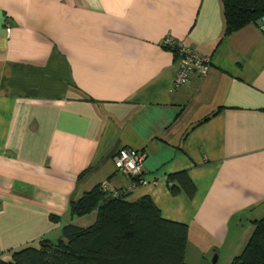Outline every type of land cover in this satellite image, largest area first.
<instances>
[{"label":"crops","instance_id":"obj_1","mask_svg":"<svg viewBox=\"0 0 264 264\" xmlns=\"http://www.w3.org/2000/svg\"><path fill=\"white\" fill-rule=\"evenodd\" d=\"M261 25L222 37L219 0H0V260L90 225L68 204L103 183L185 224V264L238 256L264 215ZM166 37L204 76L173 85ZM123 148L143 154L141 183L114 169Z\"/></svg>","mask_w":264,"mask_h":264},{"label":"trees","instance_id":"obj_2","mask_svg":"<svg viewBox=\"0 0 264 264\" xmlns=\"http://www.w3.org/2000/svg\"><path fill=\"white\" fill-rule=\"evenodd\" d=\"M219 4L222 37L264 16V0H219ZM166 178L177 181L186 196L192 195L194 188L184 172ZM169 190L177 192L174 186ZM124 194L113 198L99 185L93 186L68 204L70 217L93 212L90 225L64 224L55 242L40 240L36 247L13 252L9 262L0 264H185L186 225L161 218L149 199L126 202ZM251 224L241 252L228 264H264V215Z\"/></svg>","mask_w":264,"mask_h":264},{"label":"built area","instance_id":"obj_3","mask_svg":"<svg viewBox=\"0 0 264 264\" xmlns=\"http://www.w3.org/2000/svg\"><path fill=\"white\" fill-rule=\"evenodd\" d=\"M264 18L261 17L258 22ZM260 32L264 35V25L259 27ZM162 46L174 49L176 54V70L173 79V85H183L188 76L192 73L202 77L206 73L209 66V60L206 57H202L183 45L180 42H175L169 37H166L161 42ZM114 169L123 176L136 178L137 183H141L140 168L143 160V154L140 151L132 149H119L111 158ZM102 191L108 193L110 197H118L121 193H125V190H111L105 183L100 185ZM128 189V188H127ZM126 189V190H127Z\"/></svg>","mask_w":264,"mask_h":264},{"label":"water","instance_id":"obj_4","mask_svg":"<svg viewBox=\"0 0 264 264\" xmlns=\"http://www.w3.org/2000/svg\"><path fill=\"white\" fill-rule=\"evenodd\" d=\"M210 264H215V255H213L211 261H210Z\"/></svg>","mask_w":264,"mask_h":264},{"label":"rangeland","instance_id":"obj_5","mask_svg":"<svg viewBox=\"0 0 264 264\" xmlns=\"http://www.w3.org/2000/svg\"><path fill=\"white\" fill-rule=\"evenodd\" d=\"M88 217H90V216H88ZM88 217L83 218V220H80V222H81V223L85 222V220H88ZM212 257H213V256H212ZM212 257H211V259H212ZM211 259H210V261H211Z\"/></svg>","mask_w":264,"mask_h":264}]
</instances>
